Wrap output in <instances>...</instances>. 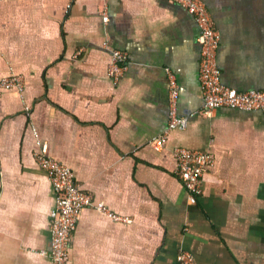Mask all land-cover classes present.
<instances>
[{"label": "crops", "instance_id": "obj_1", "mask_svg": "<svg viewBox=\"0 0 264 264\" xmlns=\"http://www.w3.org/2000/svg\"><path fill=\"white\" fill-rule=\"evenodd\" d=\"M221 33V81L264 92V0H202ZM200 30L168 0H0V264H52L54 188L38 141L96 205L80 213L69 264H264V116L204 112ZM113 50L129 53L116 81ZM171 72L189 118L166 146ZM26 108L28 110H26ZM178 147L215 154L203 193L177 177ZM127 218V219H124Z\"/></svg>", "mask_w": 264, "mask_h": 264}, {"label": "built area", "instance_id": "obj_2", "mask_svg": "<svg viewBox=\"0 0 264 264\" xmlns=\"http://www.w3.org/2000/svg\"><path fill=\"white\" fill-rule=\"evenodd\" d=\"M168 1L189 12L200 30L198 36V43L201 47L199 81L204 100V112L209 114L217 108L229 107L247 112H261L264 116V92L239 91L222 83L221 70L218 65L221 33L206 4L202 0ZM128 67L129 53L123 50H113L108 66L110 76L119 81L127 72ZM169 77L168 128L162 135L153 139L152 146L156 150H161L166 146L170 132L176 129L185 130L189 123V118L180 115L178 111L177 81L171 72H169ZM25 82L24 76L13 73L9 77L0 79V93L14 89L23 94ZM37 145L39 151L35 154L36 163L47 174L57 198V206L51 219V263L69 264L73 234L83 208L95 206L104 212H109V210L103 204L94 203L92 195L83 190L71 167L49 156L46 144L38 141ZM174 156L177 162V177L185 184L190 195L201 196L205 177L216 163L215 154L205 150L178 147L174 151ZM109 213L112 217L119 218L112 212ZM177 261L178 264H196L194 256L188 251H180Z\"/></svg>", "mask_w": 264, "mask_h": 264}]
</instances>
